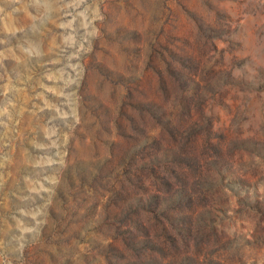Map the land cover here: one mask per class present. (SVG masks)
<instances>
[{
	"label": "rangeland",
	"instance_id": "rangeland-1",
	"mask_svg": "<svg viewBox=\"0 0 264 264\" xmlns=\"http://www.w3.org/2000/svg\"><path fill=\"white\" fill-rule=\"evenodd\" d=\"M0 264H264V0H0Z\"/></svg>",
	"mask_w": 264,
	"mask_h": 264
}]
</instances>
